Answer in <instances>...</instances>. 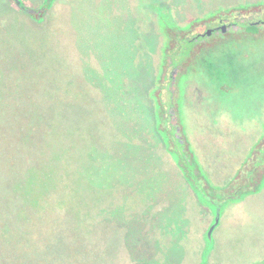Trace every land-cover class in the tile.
<instances>
[{"label":"trees","instance_id":"16d2710c","mask_svg":"<svg viewBox=\"0 0 264 264\" xmlns=\"http://www.w3.org/2000/svg\"><path fill=\"white\" fill-rule=\"evenodd\" d=\"M55 1L50 12L57 5ZM117 3L109 2L113 14L117 13ZM73 5L70 2L63 9L71 17L64 13L69 27L65 18H61L59 29L50 27L39 42L42 56L38 66L33 59L32 72L25 74L28 80L41 82L42 91L35 98L42 105L11 110L0 105V121L6 119L8 129L15 128L4 133L2 144L7 150L0 153V264L3 260L8 264H100L107 238L118 239L122 245L148 221L156 223L158 230L156 254L142 263L182 262L188 258L184 248L188 228L183 217L194 204L179 200L166 207L158 205V195L166 190L169 161L156 144L155 153L149 151L146 133L153 138L152 126L143 108L144 121L134 118L133 94L126 96L123 105L120 94L116 101L112 95L102 97L98 77L87 72L83 76L90 86L74 89L75 52L68 51L69 37L65 34H72L80 45L88 44V34H77ZM262 6L261 2L251 8ZM93 8L99 15L94 20L103 24L106 8ZM21 12L27 14L22 8ZM61 12L56 14L61 17ZM113 21L110 43L101 30L93 32L92 41L101 48L111 44L115 52L122 25L116 17ZM179 173L193 182L190 174ZM196 190L189 188L193 196ZM261 190L258 184L233 200L242 201ZM110 224L115 226V234L106 237ZM203 224L205 229L206 221ZM121 229L124 233L116 232ZM164 244L169 250H163ZM191 255L196 259L194 264L205 261L202 251L194 250ZM129 260L127 264H141Z\"/></svg>","mask_w":264,"mask_h":264},{"label":"rangeland","instance_id":"374dc122","mask_svg":"<svg viewBox=\"0 0 264 264\" xmlns=\"http://www.w3.org/2000/svg\"><path fill=\"white\" fill-rule=\"evenodd\" d=\"M25 1L28 2V6L37 8L43 6L48 0ZM111 1L56 0V7L47 14L45 19L35 21L21 12L15 0H0V105L8 107L10 110L15 107L22 109L42 105L39 99L35 98L42 91L41 82L30 81L27 75L25 78V74L30 71L33 59L36 58L35 62L37 63L39 57L42 56L39 42L45 37L50 27L52 28L54 25L59 29L61 18H65L69 27L68 18L64 15L67 10L63 9L64 5L73 2V6H76L73 18L74 28H76L78 35L81 32L88 34L86 37L88 44L82 43V45L79 42L77 44L72 34H65L69 37L68 51L70 54L75 52L74 57H72L76 66L72 69L74 89H87L90 86L84 77L87 72L98 77L97 89L102 97L112 95L116 101L120 94L121 105H123L126 96L133 94L134 107L136 108L134 118L138 121H144L142 119L145 117L142 114L144 109L148 112L147 119L152 126L154 139L146 133L151 145L149 151L154 154L159 147L165 152L167 160L172 162L162 139V137L167 138V135H160L157 130L156 98L160 97L161 76L168 59L166 53L173 45L168 42L167 32L163 28L160 14H163L164 18L167 17L178 27L189 26L198 21L195 26L200 31L204 27L203 20L215 12L236 11L240 7L249 10L256 4L261 2L264 4V0H118L115 15L113 10H110L112 9L109 4ZM81 5L84 6L81 8ZM93 6L106 8L103 24L94 20L99 15L92 12ZM56 12H61V17ZM251 14L254 15L247 12L246 16L249 17ZM67 15L71 18L69 13ZM113 16L118 18L122 25V31L118 34L119 44L115 52L111 44L101 48L92 41L93 32L101 30L110 43L111 31L109 27L114 23L113 18L115 17ZM53 17L54 19H52ZM55 17L57 21H55ZM259 19H264V16H257L256 20ZM178 44V48H182L185 46V41L179 40ZM261 49V53L264 54L263 45H261ZM61 54L62 52H60ZM36 65L38 66V63ZM37 73L41 74L39 68H37ZM125 73L128 74L127 78L124 77ZM197 79L198 76H196ZM122 80L123 84H121ZM196 82V84H201L200 80ZM205 84L206 86L210 85ZM258 85L260 86V84H251V93H253V100L255 101L247 112L235 108L233 112L238 115H233V118L225 115L220 124L217 125L208 118L196 116V113L191 109H181V113H185L184 117L188 122L190 134L200 142V153L208 154L220 164L228 165L231 163L229 167L232 169L240 161L230 159L231 155L243 160L241 157L242 147L240 146L248 147L249 152L253 144L259 141L264 134V94H261V90H257ZM169 96V93L165 91L161 98L163 105L169 104ZM213 96L215 98L219 96L222 99L223 95L220 93ZM237 96L233 95L234 98ZM180 101L182 102V99ZM223 101L226 102L227 99L221 100V102ZM202 123L209 124V127L212 128L205 135L196 133L197 127H200ZM8 127L6 119L3 122L0 121V153H3L2 149L7 150L6 146L2 144L6 141L4 133L9 129H15L14 126L9 129ZM21 135L19 134L17 138H20ZM155 144L158 146L156 149ZM236 168L234 171L237 170ZM166 170H168L166 172V174L168 173L166 188H172L173 184L179 182L175 183L177 179L172 175V169L169 166L166 167ZM223 178L220 182L228 181V176L223 175ZM216 185L223 186L222 183H216ZM215 193L218 194L216 197L221 205L218 206L215 202L214 207H210L209 204L212 202L211 197L203 196L202 191L197 193L199 199L196 198L199 205L192 207L188 213L189 226L186 231L188 235L185 237L184 245L188 258H184L182 262L173 259L170 260L169 264H194L196 259L191 255L194 250L206 251V264H264V182L263 189L258 194L249 195L237 204L233 201H223L221 190ZM168 195L167 189L158 195L157 202L160 207L165 205ZM218 212L221 215L220 224L213 233L212 242L204 241L203 236L207 230L202 227L203 223L209 218L212 219L211 216L215 220ZM155 225L156 223L153 221H148L140 228L137 227L139 229L133 232V239L126 240L122 245L120 240H115L110 236L115 234V230H112L115 226L113 228L111 224L109 227L107 226L106 237H110L107 238V246L104 250L105 257L100 264H127L129 263L127 258L131 262L137 261L146 264L142 262L150 260L156 254V243L154 242L158 230ZM116 232L124 233V229ZM166 248V245L163 246L164 251ZM167 249L169 250V248ZM207 252H209L208 255ZM3 262V264H8L6 260Z\"/></svg>","mask_w":264,"mask_h":264},{"label":"flooded vegetation","instance_id":"af4514ba","mask_svg":"<svg viewBox=\"0 0 264 264\" xmlns=\"http://www.w3.org/2000/svg\"><path fill=\"white\" fill-rule=\"evenodd\" d=\"M247 9L215 12L203 20L204 27L200 31L195 26L198 21L178 27L160 14L168 42L173 45L166 53L168 59L161 76L160 97L156 98L157 130L160 135L166 133L167 143L161 136L165 150L179 172L194 177L193 182H188L185 177L184 180L191 189H197L195 196L199 199L197 193L202 191L203 196L211 197L210 207H214L215 202L221 205L215 193L218 190H221L223 201L234 202L233 199L241 192L254 189L258 184L263 189L264 134L249 152L245 146L246 157L241 168L219 187L202 173L198 156L184 130L187 123L185 113H181V109H191L196 116L208 118L217 125L225 115L231 118L238 115L233 112L235 108L247 112L255 101L251 84H260L257 90L264 94V54L261 53V45L264 47V19L256 20L257 16H264V6ZM247 12L254 15L247 17ZM179 40L185 41L184 47L178 48ZM211 51L221 55L229 72L217 73L208 69L212 61L209 57ZM198 80L201 84H196ZM205 83L210 85L206 86ZM165 91L170 95L168 105L161 103ZM220 93L222 99L213 96ZM234 94L238 96L234 98ZM220 99L227 101L221 102ZM211 218L214 220L213 216ZM212 219L209 220L211 225ZM209 228L203 236L204 241L208 240ZM202 252L205 260L202 264H206V251Z\"/></svg>","mask_w":264,"mask_h":264},{"label":"crops","instance_id":"0c3cea01","mask_svg":"<svg viewBox=\"0 0 264 264\" xmlns=\"http://www.w3.org/2000/svg\"><path fill=\"white\" fill-rule=\"evenodd\" d=\"M22 3H24L25 5H28V2L25 1V0H22ZM209 129H212V128L209 127V124L202 123V125L200 127H197L196 133L200 134V135L202 133V135H205L207 132L210 131ZM184 130H185V132H186V134H187V136H188V138H189V140H190V142L192 144V147L195 150V153L198 156L199 163H200L201 169H202V173L204 175H206V177L208 178V180L210 182H212V183H224V182H220V180L224 179L223 175L226 176V177L228 176V181L230 180L231 177L233 178L236 175V173L241 168V165L243 164L244 159L246 157V150H245V146L244 145L240 146V147H242V151H241L242 155H241V157H243V160L241 158H238L237 156H234V155H231V157H230V159H232V160L238 159V161H240V163H238L236 165V167L238 166V168L234 167V169L235 168L237 169L236 171H234V169L229 167V165L231 163L228 164V165L227 164H220V163L216 162L215 159H212L208 154L205 155V153H200V151H201L200 142L197 141L196 139H194L192 137V135L190 134L188 122L186 123V125L184 127ZM168 161H169V167L172 169L171 173H172V175H174L176 177L175 179H177V181L175 180V183H177V182H179V183L178 184H173L172 188L174 190L172 188H166L167 189V193L169 195L167 196L168 198H167V201H166L165 205L162 206V207H166L167 205H169V203L171 201H173V203L177 204V203H179L178 202L179 200L184 201V202H188L187 205L190 204V201L193 202L194 206L199 205V202H198L195 194H194V196H193V194L192 195L190 194V192H189V188L190 187L185 182L183 177L180 175L179 170L176 168L174 163H172L170 160H168ZM170 176H171V174H170ZM166 184H165V186H166ZM170 198H172V199L170 200ZM204 214H205V212H204ZM183 219L186 222H188V223L185 224V227L188 228V226H189L188 215H184ZM209 220H211V219H209ZM209 220L206 221V224H205L206 230L211 225Z\"/></svg>","mask_w":264,"mask_h":264},{"label":"water","instance_id":"95a60500","mask_svg":"<svg viewBox=\"0 0 264 264\" xmlns=\"http://www.w3.org/2000/svg\"><path fill=\"white\" fill-rule=\"evenodd\" d=\"M16 1V4L17 6L21 9H23L24 11L27 12L28 15H32L33 18H31L32 20H37V21H42L45 19V17L47 16V14L50 12V6L52 5V1L53 0H48L46 1V3L41 6V7H31V6H28V5H25L24 3H22V0H15ZM23 4V6H22ZM45 37H43L44 39ZM39 41V40H37ZM36 41V43H37ZM37 45V44H36ZM209 57L212 59L213 61V64H212V61H211V66L210 68H208L210 71H214V72H222V73H225V72H228V70L226 69V64L224 62V60L222 59L221 55L216 53L215 51H211L209 53ZM164 134V136H166L165 134L166 133H162ZM164 138V137H163ZM164 141L165 143H167V139L164 138ZM220 212L216 213V218L215 220L213 221L212 225L210 226L209 228V231L207 233V237H208V240L210 241V243L212 242V239H213V233L215 231V229L219 226L220 224Z\"/></svg>","mask_w":264,"mask_h":264}]
</instances>
